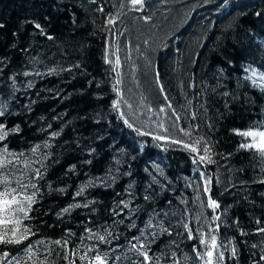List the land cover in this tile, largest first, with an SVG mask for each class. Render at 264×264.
I'll use <instances>...</instances> for the list:
<instances>
[{"label":"trees","instance_id":"trees-1","mask_svg":"<svg viewBox=\"0 0 264 264\" xmlns=\"http://www.w3.org/2000/svg\"><path fill=\"white\" fill-rule=\"evenodd\" d=\"M0 113V264H264V0H0Z\"/></svg>","mask_w":264,"mask_h":264},{"label":"snow or ice","instance_id":"snow-or-ice-1","mask_svg":"<svg viewBox=\"0 0 264 264\" xmlns=\"http://www.w3.org/2000/svg\"><path fill=\"white\" fill-rule=\"evenodd\" d=\"M131 3L133 5V7H137V6L142 5L144 3V0H131ZM109 22L112 23L113 21L110 20ZM36 27L39 28L40 26L39 25H36ZM117 63H119V60L118 59H117ZM117 83H119V81H117ZM169 107H170V105H169ZM160 111H163V109H161ZM0 114H2V113H0ZM177 119H179V118L177 117ZM129 126H131V125H129ZM0 127H2V126H0ZM181 131H183V129H181ZM239 134L240 135H243V136H247V137H258V140L256 141L255 144L244 145V147H257V148H259L261 150H264V132L246 131V132H241ZM2 138L3 137L0 136V139H2ZM162 138L163 137H157V139H162ZM193 143L199 144L200 141L197 140V141H194ZM185 147H188V145H185ZM191 151L192 152H196L197 151V148L196 147H192L191 148ZM207 151H208V149L205 148L204 149V152L207 153ZM200 160L201 161L208 160L209 163L211 162V158L208 155L201 156L200 157ZM205 190L207 191V189H205ZM25 199L28 200L29 202L31 201V197H26ZM3 203H4V205H9V204H19L20 202L19 201H16L13 198L12 200H4ZM210 206L211 207H218V205L216 204L215 201H211V205ZM19 211H24V209L23 208H19ZM21 239H23V237H21ZM100 239L102 240L103 237H100ZM212 239L214 241L215 240V237H213ZM0 242H3V243H13V242L19 243L20 240L19 239L18 240H15V241H13V240H4L3 237H0ZM56 243L59 244L60 241H56ZM214 247H215V244L213 243V248ZM208 255L211 256L212 255V252L210 251L208 253ZM95 259L98 262V264H103V260L99 256H97Z\"/></svg>","mask_w":264,"mask_h":264},{"label":"rangeland","instance_id":"rangeland-1","mask_svg":"<svg viewBox=\"0 0 264 264\" xmlns=\"http://www.w3.org/2000/svg\"><path fill=\"white\" fill-rule=\"evenodd\" d=\"M141 119H143V117ZM152 121H153V119H152ZM249 139L256 142L258 140V137H249ZM207 261H208L207 264H212L211 263V257L209 255H208V260Z\"/></svg>","mask_w":264,"mask_h":264}]
</instances>
